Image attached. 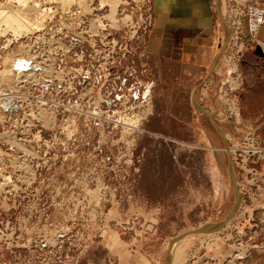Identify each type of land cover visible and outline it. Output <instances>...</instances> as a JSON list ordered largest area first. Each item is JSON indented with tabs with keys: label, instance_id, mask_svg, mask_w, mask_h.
Here are the masks:
<instances>
[{
	"label": "rangeland",
	"instance_id": "1",
	"mask_svg": "<svg viewBox=\"0 0 264 264\" xmlns=\"http://www.w3.org/2000/svg\"><path fill=\"white\" fill-rule=\"evenodd\" d=\"M151 4L0 0V264H264V191L235 186L229 131L219 130L217 162L206 150L175 146L166 122L158 125L153 58L144 47ZM76 9L123 20L114 34L129 39L128 59L72 60L67 50L61 60L58 41L76 33ZM143 10L149 17L140 24ZM8 13L39 27L18 36ZM93 17L75 49L89 51L87 33L105 21ZM59 102L79 109L74 123ZM254 132L264 140L263 127Z\"/></svg>",
	"mask_w": 264,
	"mask_h": 264
},
{
	"label": "crops",
	"instance_id": "2",
	"mask_svg": "<svg viewBox=\"0 0 264 264\" xmlns=\"http://www.w3.org/2000/svg\"><path fill=\"white\" fill-rule=\"evenodd\" d=\"M213 1L152 0L144 47L152 54L156 78L153 112L158 125L167 124V139L175 146L206 150L217 160L223 142L219 130L229 131L231 142H236L247 130L264 128V52L255 43L242 51L241 116L238 123L229 122L217 90L224 75L223 57L218 55L224 31ZM261 4L264 7V0ZM257 38L264 44V20ZM260 204L261 197L254 205Z\"/></svg>",
	"mask_w": 264,
	"mask_h": 264
},
{
	"label": "built area",
	"instance_id": "3",
	"mask_svg": "<svg viewBox=\"0 0 264 264\" xmlns=\"http://www.w3.org/2000/svg\"><path fill=\"white\" fill-rule=\"evenodd\" d=\"M223 2L224 8L221 10L218 0L213 1V5L217 10L224 31V41L218 51V55L223 57L224 75L218 82L217 90L225 118L237 123L239 121V99L242 85L238 60L242 50L248 46L249 43L255 42L261 45V41L257 38V35L264 20V7L261 4V0H223ZM93 9L98 10L97 8ZM124 11L122 7L114 9V12H118L119 17L117 19H122L123 16L120 15L123 14ZM75 12H77L76 14L79 16L82 14L80 9H76ZM142 14L146 15L145 18L149 17L147 11H140V24L144 23ZM86 15L82 14L80 21L76 24V28L78 27L76 33H74L72 39L67 38L68 43L64 38L66 36L60 37L58 45L59 57L61 60L64 56L63 52L67 50L70 51L69 56L72 60L88 59L92 61L102 59V61L106 63L114 60L120 61L128 59L127 55L133 51L132 48H127L129 39L127 40L124 37L116 39L114 34L115 30L123 29L125 23H123V20L121 22H115L114 24H111L109 21L106 22L107 18L103 13L99 15H97V13L93 14L97 16V19H104L105 21L101 22L100 20L95 23V28H98L99 32L87 33L89 37L91 36L89 51H82V49L77 50V48H74L75 43L83 37V32L86 29H94V24H92L89 19L96 18L89 12L86 13ZM84 19L87 20V22H83ZM132 30L133 33L136 34V28ZM136 42L137 39L134 43L136 44ZM137 45L138 44H136V46ZM115 46L117 48H115ZM63 47H65V49ZM227 50L228 54H224ZM262 50L264 52V49ZM60 63L62 62L59 60V65ZM111 71L112 69L108 68L107 71L104 72V76L111 74ZM132 71H134V69H132ZM129 74H131L130 71ZM56 75L64 79L65 73L59 67ZM85 77H87L85 73L81 74L80 83L84 81ZM79 88L81 90L82 86ZM61 90H63L62 87ZM76 91L78 90L74 88L73 92ZM61 99L63 100L64 97ZM65 99L68 100V97ZM57 104V108H59L61 112L65 110L72 112L70 121L74 123L76 120L74 115L79 113V109L76 106H66L63 102ZM197 104L201 105L199 102H197ZM225 147L228 155V164L232 168V171L235 170L236 178L238 179V181L234 180L235 186L237 184L239 189H244V182H246L249 186L264 191V186L259 187V184L264 182V143L257 134L253 130H247L236 142H231L227 139ZM259 161H262L260 165V178L256 177L258 169L257 163ZM238 192L240 194L239 190Z\"/></svg>",
	"mask_w": 264,
	"mask_h": 264
},
{
	"label": "bare ground",
	"instance_id": "4",
	"mask_svg": "<svg viewBox=\"0 0 264 264\" xmlns=\"http://www.w3.org/2000/svg\"><path fill=\"white\" fill-rule=\"evenodd\" d=\"M16 1H19V0H16ZM22 1V0H20ZM65 1V0H64ZM106 1V0H105ZM24 2V1H23ZM19 3V2H18ZM21 3V2H20ZM84 4V3H83ZM34 5V4H33ZM13 7V6H12ZM10 8V7H9ZM5 10V9H4ZM44 11V10H43ZM45 12V11H44ZM4 13V11H3ZM1 11H0V14H3ZM41 14L42 11H41ZM5 18V21L8 23V25L11 27V29L13 30L14 34L18 35V36H21V32L22 30H31V29H38V22L37 23H34L33 21H28V20H24L18 13H8V14H5L4 17ZM40 19V18H39ZM37 20V19H36ZM42 20V19H41ZM40 20V21H41ZM37 25V27H36ZM5 27V26H4ZM2 30V29H1ZM5 30V29H4ZM261 46L262 48L264 49V44L261 43ZM30 75V74H29ZM197 105V104H196ZM197 107L201 108L200 105H198ZM200 110V109H199ZM132 127H135L137 128L136 124L135 125H132ZM231 168V167H230ZM231 171H232V168H231ZM233 174V171L231 172ZM232 176V179H233V175ZM234 180V179H233ZM238 195V193H237ZM238 200H239V196H237V202L236 204L238 203ZM235 204V206H236ZM234 206V207H235ZM233 207V209H234ZM234 211V210H232ZM231 211V214L233 213Z\"/></svg>",
	"mask_w": 264,
	"mask_h": 264
}]
</instances>
